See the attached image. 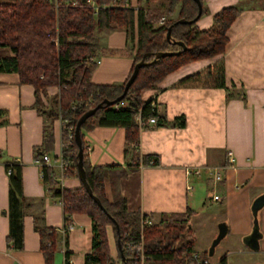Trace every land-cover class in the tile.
<instances>
[{"label": "crops", "instance_id": "1", "mask_svg": "<svg viewBox=\"0 0 264 264\" xmlns=\"http://www.w3.org/2000/svg\"><path fill=\"white\" fill-rule=\"evenodd\" d=\"M128 1L135 6L136 0ZM201 3L205 11L195 22L198 28H207L211 15L222 7L239 8L226 30L227 42L221 54L224 87L173 85L210 64L215 56L185 63L168 73L155 88L141 90L140 100L152 98L156 112L167 122L183 116L184 123L180 127L154 125L139 129V154L153 156L156 164H139L137 169L117 178L114 185L124 197L127 211H138L153 220L162 213L189 209L194 212L191 218L204 214L214 219V224L224 223L226 230L221 239H226V245L242 246L246 250L240 252L251 251L259 264H264V204L256 213L260 233L257 249L251 250L242 242L251 229V202L264 193V0H201ZM97 38L99 47L106 52L98 54L99 62L90 81L122 83L132 63L124 32L101 31ZM10 54L8 48L0 46V58ZM56 95L57 87L45 88V94H39L37 111L33 87L19 82L15 72L0 71V264H43L38 235L32 227L33 216L41 213L42 223L53 228L63 222L61 206L41 181L43 162L33 152L41 144L43 122L47 121L45 112ZM51 129L53 141L50 150L43 152L48 157L44 164L51 167L53 178L62 188H76L77 177L68 175L59 180L58 117L52 119ZM82 134L91 165L123 166L122 128L96 126ZM228 153L231 163L227 160ZM7 161L20 164L22 194L29 199L13 206L22 212L20 248L10 247L7 241L8 175L4 169ZM185 168H198L199 174L185 175ZM207 168L219 170L221 179L217 184L211 182ZM103 189L110 201L109 178L103 180ZM211 191L219 200L210 199ZM70 220L74 227L63 242L57 239L52 264H63L64 260L68 264H83L84 254L90 251L91 220L81 213L72 214ZM193 251L204 250L196 249L193 243Z\"/></svg>", "mask_w": 264, "mask_h": 264}, {"label": "trees", "instance_id": "2", "mask_svg": "<svg viewBox=\"0 0 264 264\" xmlns=\"http://www.w3.org/2000/svg\"><path fill=\"white\" fill-rule=\"evenodd\" d=\"M67 0H12L0 2V46L10 51L9 56L0 58V71L15 72L19 82L33 87L35 106L39 105V94H45V88L57 87V95L50 100L45 112L47 121L43 122L41 144L33 148L35 157L49 151L52 145L51 121L58 117L61 137L74 128L79 115L96 104L112 101L116 98L131 72L132 66L142 55L157 51L171 52L154 59L137 69L136 75L129 84L125 94L109 105L104 103L93 114L86 117L79 125L81 141V164L85 182L99 205L86 193L79 182L76 188H62L52 176L50 166L41 165V181L52 198L60 197L63 222L70 221L72 214H85L91 220L90 251L83 256V264L98 262L105 264L111 260L109 254L108 234L111 235L116 252V240L119 245L125 240L138 238L140 219L146 215L138 211H127L124 197L114 185L117 178L128 171L147 164L151 155H140L138 148V130L147 127L145 120L154 118L156 126L169 125L180 127L184 123L183 116H177L167 122L150 105L152 98L141 101L139 92L143 89L155 88L170 72L190 61L216 58L208 65L181 78L175 87L223 88L224 69L221 54L227 42L226 30L239 8L228 5L211 15V23L207 28H198L196 20L205 9L200 3V12L193 0H136L131 6L127 0H93L97 5L93 16L91 8L84 0H77L75 6H68ZM175 8H177L175 13ZM175 13L174 17L171 15ZM163 16L162 24H156ZM182 19L183 22H176ZM171 25L169 40L165 39L166 27ZM113 29L122 30L125 42L132 53V63L125 80L120 84H95L90 81L95 66L89 57H97L106 52L99 47L97 33ZM181 42L184 49L176 42ZM110 53H114L110 51ZM153 56L145 55L149 62ZM89 99L88 107L78 111V105ZM38 104V105H37ZM40 112V110H39ZM139 117L142 125L136 121ZM96 126L120 127L123 129V166L91 165L83 141V131ZM71 151L69 175L77 177L76 146L74 141L60 152ZM8 177L9 231L7 241L12 248L21 247L22 212L14 209L16 203H27L21 190L20 164L7 161L4 164ZM112 182V198L108 201L104 195L103 180ZM13 207V208H10ZM194 212L185 209L183 212L162 213L156 220L147 217L151 222L141 226L143 246L148 259L144 264H190V253L193 252V240L190 237L189 220ZM116 227H115V225ZM33 230L39 239V251L43 264H52L59 234L56 228L45 226L42 215L33 216ZM66 255V254H65ZM207 258V251L198 253ZM63 264H68L64 260ZM124 264H131L125 261ZM215 264H226L221 255Z\"/></svg>", "mask_w": 264, "mask_h": 264}, {"label": "built area", "instance_id": "3", "mask_svg": "<svg viewBox=\"0 0 264 264\" xmlns=\"http://www.w3.org/2000/svg\"><path fill=\"white\" fill-rule=\"evenodd\" d=\"M116 1L117 0H112L111 3H109L108 5L111 6ZM84 3L88 7L91 8L92 15L94 16L96 14L97 5L93 2V0H84ZM66 4L68 6H75L77 4V0H67ZM163 19H164L163 17H159L157 23L158 24L162 23ZM87 60L89 62L94 63V64H97L99 62V58L95 57V56L89 57ZM89 102H90V100L86 99L83 102L79 103L78 105H73L72 108L76 107L78 111H81L82 109L88 107ZM150 105L155 106V102L153 100H151ZM136 121H137L139 126L142 125V122L140 121L138 116H136ZM145 123L147 124V126H154L155 120H154V118L148 117L145 120ZM72 139H73V131L69 129L68 132H66L64 134V136L61 137L60 148L65 147L68 144H70ZM60 148H59L58 162H57L58 169H59V180H61L63 177H66L69 175L68 171L70 170V167H71V161L69 160V156L71 155V151L67 150L65 152H60ZM227 160L229 163H231V161H232V158H231L229 153H228ZM36 161H39V160H36ZM40 161H43V162L48 161L47 155L43 153L41 155ZM147 164L152 165V160H148ZM206 172H207V175L213 184H217V182L220 181L221 175H220L219 170L207 168ZM184 173H185V175H189V174L198 175L199 169L198 168H185ZM59 185L61 186L60 182H59ZM187 188H189V187L187 186ZM209 197L211 200H219L218 195L215 194L213 191H211V194L209 195ZM55 202L59 206H61V208L64 206V202L60 197H55ZM150 222H151V220H149L147 218V216L140 219V229H139V233H138V238H136L134 240L123 241L122 244L119 245L120 246V252L123 255V261L119 259L118 252H116L115 257H112L110 255V258H111L110 261L112 262V264H114V263L115 264H124L125 261H128L131 264H144L145 260L148 259V255L145 253L144 246H143L141 226L145 225V224H149ZM73 227H74V225L70 220L67 222H62L61 226L56 228V230L59 234V238L61 239L62 242L64 241L66 234L70 230H72ZM190 257L192 259L190 264H209V261L207 258H201L198 255V253H196L194 251L190 253ZM107 263H105V264H107ZM90 264H99V263L98 262H91Z\"/></svg>", "mask_w": 264, "mask_h": 264}, {"label": "water", "instance_id": "4", "mask_svg": "<svg viewBox=\"0 0 264 264\" xmlns=\"http://www.w3.org/2000/svg\"><path fill=\"white\" fill-rule=\"evenodd\" d=\"M197 6V14L195 16V18L198 16L199 12H200V3L199 0H193ZM176 22H183L182 19L177 20ZM170 27L171 25H168L166 27V31H165V39L169 40V31H170ZM176 44L180 45L182 49H184V45L181 42H176ZM171 52L168 51H157V52H152L149 54H144L142 55V57L133 64L132 69L130 74L128 75V77L126 78L123 86H122V90L120 92V94L114 98L112 101H105L102 100L101 102H99L98 104H96L94 107H91L87 110H85L84 112H82L79 117L77 118L74 128H73V141L74 144L76 146V162H75V169H76V175H77V179L79 180L80 184L83 186L84 190L86 191V193L94 200V202H96L99 205V202L97 201V199L91 195L90 189L88 188L85 179H84V173H83V169H82V164H81V141H80V137H79V125L85 120L86 117L90 116L91 114L94 113V111L101 106L102 103L109 105L112 102L118 101L126 92L129 84L132 82V80L134 79L137 69L147 63L152 62L154 59L165 56V55H169ZM145 55H151L153 56V58L151 59V61L146 62L144 61V57ZM264 204V193L259 194L258 196H256L253 201L251 202L250 205V212H251V229L250 232L248 233L247 236L242 238V242L251 250H256L258 247V239L260 238V233L258 231V226H257V210L261 208V206ZM115 225V224H114ZM116 227V225H115ZM225 225L222 222L217 223V230H216V234L215 236L212 238L208 248H207V255L210 256L213 253V249L215 247V245L219 242V240L224 236L225 234ZM116 249L118 251V255H119V259L123 261V255L120 252V246H119V242L118 240H116ZM107 264H112V262H108Z\"/></svg>", "mask_w": 264, "mask_h": 264}, {"label": "rangeland", "instance_id": "5", "mask_svg": "<svg viewBox=\"0 0 264 264\" xmlns=\"http://www.w3.org/2000/svg\"><path fill=\"white\" fill-rule=\"evenodd\" d=\"M159 2H162V0H159ZM176 10L177 8H175V13ZM175 13H173L171 17H174ZM156 24L158 23L156 22ZM189 227L191 229L190 237L193 240L196 249H203L206 252L212 238L216 234L215 230H217V223L214 224V219H209L207 215L203 214L196 218H190ZM213 231H215V234ZM108 241L109 254L112 257H115V245L110 234H108ZM240 249L246 250L242 246L234 244L226 245V239H220L215 245L212 255L208 257L209 264H215L218 258L223 254H225L226 264H259L258 260L255 259V253L249 251L245 254V252H240Z\"/></svg>", "mask_w": 264, "mask_h": 264}]
</instances>
